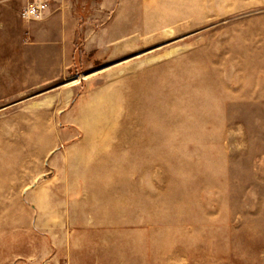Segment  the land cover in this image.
<instances>
[{
	"label": "rangeland",
	"instance_id": "374dc122",
	"mask_svg": "<svg viewBox=\"0 0 264 264\" xmlns=\"http://www.w3.org/2000/svg\"><path fill=\"white\" fill-rule=\"evenodd\" d=\"M0 0V264H264V0ZM61 28V26H60Z\"/></svg>",
	"mask_w": 264,
	"mask_h": 264
},
{
	"label": "crops",
	"instance_id": "0c3cea01",
	"mask_svg": "<svg viewBox=\"0 0 264 264\" xmlns=\"http://www.w3.org/2000/svg\"><path fill=\"white\" fill-rule=\"evenodd\" d=\"M102 9H110L113 8V5L108 4V0H103V4L101 6ZM61 8L55 5L54 3L50 6L49 11L45 14L42 19H48L52 21V23H56L58 25L56 32L57 36L52 38V42H59L67 44V49L65 52H74L73 42L75 39L74 33L75 29L69 30L65 25L69 27V25L76 24V18H74L73 14H65L61 12ZM61 26V28H60Z\"/></svg>",
	"mask_w": 264,
	"mask_h": 264
},
{
	"label": "built area",
	"instance_id": "2783aa9c",
	"mask_svg": "<svg viewBox=\"0 0 264 264\" xmlns=\"http://www.w3.org/2000/svg\"><path fill=\"white\" fill-rule=\"evenodd\" d=\"M53 1L55 0H32L21 10L20 16L28 21L40 20L49 11Z\"/></svg>",
	"mask_w": 264,
	"mask_h": 264
}]
</instances>
